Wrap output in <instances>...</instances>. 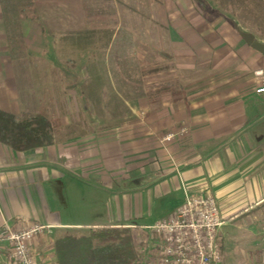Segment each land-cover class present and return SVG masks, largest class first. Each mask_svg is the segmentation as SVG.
<instances>
[{
	"label": "crops",
	"instance_id": "0c3cea01",
	"mask_svg": "<svg viewBox=\"0 0 264 264\" xmlns=\"http://www.w3.org/2000/svg\"><path fill=\"white\" fill-rule=\"evenodd\" d=\"M192 6L155 1L157 42L166 43L155 66H169L171 81L154 95L132 100L118 118L64 108L53 114L60 125L50 144L15 150L0 142V227L49 226L29 243L36 264H55L56 233L102 226L128 227L138 259L147 262L155 245L148 227L186 192L214 197L220 241L229 229L264 228V91H255L264 86V54L231 19L215 20ZM3 8L0 0V26ZM8 50L0 48L8 59L0 67V108L18 113ZM134 58L141 65L146 57ZM181 125L188 129L183 137L160 141ZM135 234L146 242L137 246ZM5 243L0 239V251ZM249 259L241 253V264H264L258 255Z\"/></svg>",
	"mask_w": 264,
	"mask_h": 264
},
{
	"label": "rangeland",
	"instance_id": "374dc122",
	"mask_svg": "<svg viewBox=\"0 0 264 264\" xmlns=\"http://www.w3.org/2000/svg\"><path fill=\"white\" fill-rule=\"evenodd\" d=\"M25 1L2 0L0 26V48L9 49L18 89V115L32 111L33 101L49 97L54 115L64 108L69 114L81 113L85 106L89 113L118 118L132 100L154 95L158 85L171 81L169 66H155L166 46L157 42L162 35L155 25L156 0H51L36 13L24 8ZM187 1L206 17L236 20L264 40V0H202L205 9ZM138 54L146 57L141 65L134 58ZM6 61L0 58V67ZM254 228L224 233L221 264H241L242 252L252 261L256 255L264 259V228ZM135 239L137 246L146 242L138 234Z\"/></svg>",
	"mask_w": 264,
	"mask_h": 264
},
{
	"label": "built area",
	"instance_id": "2783aa9c",
	"mask_svg": "<svg viewBox=\"0 0 264 264\" xmlns=\"http://www.w3.org/2000/svg\"><path fill=\"white\" fill-rule=\"evenodd\" d=\"M255 91L263 92L264 86ZM187 132V127L181 125L164 133L160 141L168 142ZM222 223L217 203L210 193L186 192L180 205L148 227L155 245L147 262L137 258L132 264H220L222 251L217 232ZM48 228L38 222L23 227L3 223L0 239L6 243L0 251V264H36L29 243Z\"/></svg>",
	"mask_w": 264,
	"mask_h": 264
},
{
	"label": "trees",
	"instance_id": "16d2710c",
	"mask_svg": "<svg viewBox=\"0 0 264 264\" xmlns=\"http://www.w3.org/2000/svg\"><path fill=\"white\" fill-rule=\"evenodd\" d=\"M195 1L206 8L202 0ZM43 3L29 0L23 6L36 13ZM59 125L43 99L33 101V110L21 115L0 108V142L15 150L52 143ZM52 247L55 264H132L138 258L128 227L65 229L54 235Z\"/></svg>",
	"mask_w": 264,
	"mask_h": 264
},
{
	"label": "water",
	"instance_id": "95a60500",
	"mask_svg": "<svg viewBox=\"0 0 264 264\" xmlns=\"http://www.w3.org/2000/svg\"><path fill=\"white\" fill-rule=\"evenodd\" d=\"M233 25L236 31L241 35V37L247 44H249L252 48L259 51L260 53L264 54V42L256 39L252 32L241 29L234 21Z\"/></svg>",
	"mask_w": 264,
	"mask_h": 264
}]
</instances>
